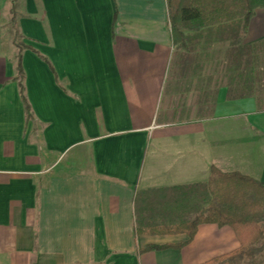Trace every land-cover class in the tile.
<instances>
[{"label":"crops","instance_id":"obj_1","mask_svg":"<svg viewBox=\"0 0 264 264\" xmlns=\"http://www.w3.org/2000/svg\"><path fill=\"white\" fill-rule=\"evenodd\" d=\"M12 4L0 0V264H200L237 248L230 226L202 224L182 249L139 254L188 237L137 228L176 220L212 166L264 183L261 95L202 91V37L173 42L167 0H15L20 46ZM239 36L241 51L264 40V7Z\"/></svg>","mask_w":264,"mask_h":264},{"label":"trees","instance_id":"obj_2","mask_svg":"<svg viewBox=\"0 0 264 264\" xmlns=\"http://www.w3.org/2000/svg\"><path fill=\"white\" fill-rule=\"evenodd\" d=\"M12 2L11 24L20 46L18 39L22 35L17 29L15 0ZM167 4L173 42L188 49L191 35L186 31L194 33V38L203 37V31L227 30L239 37L235 44H240V33L248 31L256 9L264 7V0H167ZM18 60L23 95L21 53ZM26 112L30 118L32 114L27 103ZM196 187L199 194L189 202L185 200V210L183 203L179 205L181 212L177 213L176 220L137 228V233L185 234L188 238L179 243L149 244L140 248L138 253L182 249L195 238L200 225L216 224L230 226L240 245L200 264H264L261 257L264 254V183L238 171L226 172L212 166L209 180ZM190 202L192 206H188Z\"/></svg>","mask_w":264,"mask_h":264},{"label":"rangeland","instance_id":"obj_3","mask_svg":"<svg viewBox=\"0 0 264 264\" xmlns=\"http://www.w3.org/2000/svg\"><path fill=\"white\" fill-rule=\"evenodd\" d=\"M238 38L227 30L205 31L199 42L201 53L192 54L190 73L194 77L200 76L202 91L205 87L209 89V98L214 96L220 86L227 85L236 94L252 91L264 99V40L251 45L249 51L248 45L241 51L235 44ZM179 57L177 59L181 60ZM199 62L202 65L201 72L196 70V67L199 70ZM182 74L177 71V75ZM184 75L188 77L187 73ZM261 257L264 260V254Z\"/></svg>","mask_w":264,"mask_h":264}]
</instances>
